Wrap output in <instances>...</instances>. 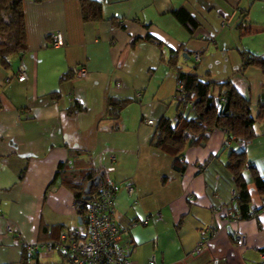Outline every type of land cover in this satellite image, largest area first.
Listing matches in <instances>:
<instances>
[{"label": "crops", "instance_id": "crops-1", "mask_svg": "<svg viewBox=\"0 0 264 264\" xmlns=\"http://www.w3.org/2000/svg\"><path fill=\"white\" fill-rule=\"evenodd\" d=\"M88 1L99 7L95 20L83 21L80 0H22L26 50L0 66V264H26L22 240L57 241L78 225L74 194L61 179L81 182L90 172L120 185L119 227L147 219L130 230L131 264H262L264 197L251 180L252 216L229 221L225 212L235 189L226 168L231 152H244L246 167L264 178V121L247 144L212 129L206 141L184 147L181 171L173 151L153 138L163 118L191 115L175 99L171 51L184 71L230 82L253 115L264 107V76L254 66L241 70L240 58L241 51L264 58V0ZM180 8L198 23L193 33L174 16ZM55 32L64 46L50 45ZM82 68L85 77L77 74ZM109 99L128 102L117 119L106 113Z\"/></svg>", "mask_w": 264, "mask_h": 264}, {"label": "trees", "instance_id": "trees-1", "mask_svg": "<svg viewBox=\"0 0 264 264\" xmlns=\"http://www.w3.org/2000/svg\"><path fill=\"white\" fill-rule=\"evenodd\" d=\"M83 21L95 20L99 16V7L94 2L80 0ZM176 19L190 33L197 28L196 20L183 8L173 12ZM149 42L160 45L155 38L146 37ZM26 50V30L22 0H0V66L4 69L9 67V59ZM172 52V51H171ZM170 52L169 64L177 70L179 81H183V92L186 103L180 104L188 106L191 115L178 113L174 121L163 118L158 123L153 138L155 147L161 149H171L175 157L174 168L184 149L198 143L206 141L212 129L224 130L228 139L240 140L247 144L255 136L254 126L257 122L264 121V107L257 109L253 115L249 101L244 98L230 82H214L199 77L195 70L184 71L177 67L179 53ZM241 70L249 66L257 67L264 76V58L241 51ZM128 104L125 100L109 99L106 113L108 116L117 119L121 109ZM82 110L81 106H76L75 111ZM63 165H60L62 168ZM226 168L229 170L234 183V200L231 208L235 219H249L254 207L251 204L247 190V181L251 180L259 195L264 197V178L259 175L255 168L249 167L247 173L245 153L231 152L228 156ZM57 172L51 185L57 180ZM97 174L88 173L81 180L61 182L70 189L74 197H82L86 184ZM95 187L91 189L93 194ZM81 210L79 214L81 215Z\"/></svg>", "mask_w": 264, "mask_h": 264}, {"label": "built area", "instance_id": "built-area-1", "mask_svg": "<svg viewBox=\"0 0 264 264\" xmlns=\"http://www.w3.org/2000/svg\"><path fill=\"white\" fill-rule=\"evenodd\" d=\"M48 38L53 47L64 46L61 32L48 34ZM193 59L198 63L200 55L194 54ZM77 74L79 77L87 76L83 68L79 69ZM26 79L27 73L20 67L17 80L23 82ZM175 99L180 104L186 103L183 81L177 83ZM145 123L152 125L154 122L145 120ZM119 190L118 183L102 175L88 200L84 195L74 197L73 208L76 218L80 217L82 223L62 231L57 241L28 243L22 240L26 264H131L130 255L134 252V246L130 243V230L136 226H145L147 219L133 221L126 228L117 225L114 201ZM124 190L128 196L134 194L132 184H126ZM234 198L233 193L232 200ZM81 210L83 213L80 215ZM225 218L229 221L236 220L231 211L225 212ZM7 232L18 236L16 228L11 224L8 225ZM234 238L238 245L243 244V235L235 234ZM46 256H54V258L49 261L42 260ZM261 259L264 264V256H261ZM149 264H154V260Z\"/></svg>", "mask_w": 264, "mask_h": 264}, {"label": "water", "instance_id": "water-1", "mask_svg": "<svg viewBox=\"0 0 264 264\" xmlns=\"http://www.w3.org/2000/svg\"><path fill=\"white\" fill-rule=\"evenodd\" d=\"M103 175V173H99L97 176H95L92 180H90L83 191L84 198L88 200L90 198V192L93 187H96L98 185V182L100 180V177ZM78 224L82 223L81 218L79 217L77 220Z\"/></svg>", "mask_w": 264, "mask_h": 264}, {"label": "rangeland", "instance_id": "rangeland-1", "mask_svg": "<svg viewBox=\"0 0 264 264\" xmlns=\"http://www.w3.org/2000/svg\"><path fill=\"white\" fill-rule=\"evenodd\" d=\"M246 168H248V167H246Z\"/></svg>", "mask_w": 264, "mask_h": 264}]
</instances>
